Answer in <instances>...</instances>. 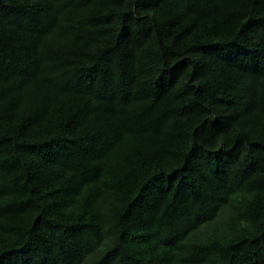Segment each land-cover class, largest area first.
Returning <instances> with one entry per match:
<instances>
[{
  "label": "trees",
  "instance_id": "obj_1",
  "mask_svg": "<svg viewBox=\"0 0 264 264\" xmlns=\"http://www.w3.org/2000/svg\"><path fill=\"white\" fill-rule=\"evenodd\" d=\"M0 264H264V0H0Z\"/></svg>",
  "mask_w": 264,
  "mask_h": 264
}]
</instances>
